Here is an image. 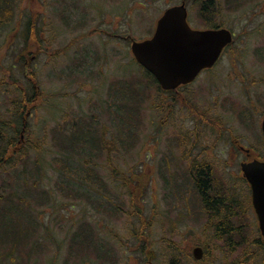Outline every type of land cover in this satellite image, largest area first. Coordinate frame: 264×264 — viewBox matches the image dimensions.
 Segmentation results:
<instances>
[{"label":"rangeland","instance_id":"374dc122","mask_svg":"<svg viewBox=\"0 0 264 264\" xmlns=\"http://www.w3.org/2000/svg\"><path fill=\"white\" fill-rule=\"evenodd\" d=\"M183 1H19L12 23L0 31V81L6 78L5 68L13 69V79L21 81V87L35 94L25 110L27 127L21 141L33 139L44 153L29 146L26 148L28 159L23 160L18 168H9L8 161L0 165V222L5 227L13 218L16 227H20L23 218L29 217L41 236L39 239L35 236L34 243L42 242L45 249L41 250L43 253L39 248H32L31 242L19 252L20 239L15 249L11 238L3 237L0 238V264H87L84 263L87 257L84 253L78 254L76 246L70 252L71 246L75 245L73 237L85 233L92 224L96 229L93 235L95 249L88 264H168L174 255L179 256L182 264H238L243 260L255 264L253 258L257 259L256 264H264L262 252L251 249L259 243L254 236L256 223L251 219L249 224L247 218L236 221L238 229L245 226L243 233L248 237L244 239L245 245L233 251L222 241L204 236V221L190 216L194 206L189 204V194L181 206L176 165L180 166L182 154L178 143L182 130L191 127L190 110L177 94L161 90L138 64L131 50L132 40L152 37L163 12ZM216 2L219 7L216 20L235 34V40L218 65L211 72L202 74L184 92L196 107L213 108L221 117L224 114L232 135L263 159L264 0ZM186 6L192 27L213 26L205 25L200 4L187 0ZM29 21L37 23L39 41L25 53L26 56H21ZM202 80L214 84L209 92L200 85ZM132 82L133 94L142 96L133 111L124 101L126 96L120 92L118 95L119 90ZM15 95L10 83L0 88L1 120L10 116L8 109L14 108L11 101ZM131 114L135 115L133 119ZM120 121L129 122L133 127L131 135L122 134L123 142ZM22 122L21 119L16 124L20 131ZM89 124L92 125L89 128L96 129L103 138L102 142L106 141V146L112 145L113 148V165L109 164L106 152L92 153L93 163L98 165L100 177L107 184L106 192L101 196L96 192L92 193L94 195L85 193L73 183L80 178L85 167L75 162L71 174L63 179L61 168L59 171L50 166L57 156L53 147L54 135L58 131L69 133L79 125L88 128ZM91 146L96 147L92 142ZM84 150L94 151L89 150V146ZM240 155L245 156L244 153ZM20 157L21 154H15L11 162ZM86 157L91 159L82 153L76 160ZM25 162L30 163L29 168L36 162L43 164V176L35 182L49 192L43 194L40 189L35 192L41 195H34L31 189L33 180L25 183L23 179L25 174H32L21 166ZM181 164L184 166V162ZM116 170L125 174L133 184L139 178L147 183L142 197L137 195L139 199L144 197V216L151 222L147 233L150 235L147 259L145 243L135 233L142 224L137 217L127 214V210H132L128 199L130 192L122 184L123 174L119 176ZM141 173L145 175L140 176ZM241 175L239 172L221 177L237 183ZM22 198L28 200L24 205L27 203L33 210L24 216L21 211L12 209V214L9 202ZM25 224L24 221L23 226ZM32 227L30 224V229ZM50 234L53 238L49 237ZM5 235L0 230V237ZM198 245L204 247L200 261L193 255V249Z\"/></svg>","mask_w":264,"mask_h":264},{"label":"trees","instance_id":"16d2710c","mask_svg":"<svg viewBox=\"0 0 264 264\" xmlns=\"http://www.w3.org/2000/svg\"><path fill=\"white\" fill-rule=\"evenodd\" d=\"M19 1L20 0H0V31L1 32L12 23ZM191 1L197 4H200L201 16L204 22L207 23V25L212 24L213 26H217V27L222 26L221 24H218L216 20V16L218 15V12H219L218 11L219 7H217L218 5H217L216 0H191ZM38 41L39 40H38L37 23L35 21H31V22L29 21L28 26H27V36L25 39V45L21 52V56H26L25 53L29 49L32 50V48L35 45H37ZM12 74H13V69L5 68L4 75H6V78L0 81V88L5 87L8 85V83H10V87H12V90L16 94L15 97L11 101V104L13 105L14 108L12 110H10L11 107L8 109L10 112V116L6 117L4 120L0 119V124H2L0 125V165L6 164V161H8L9 168H18V166L23 160L28 159V152L26 151V148L30 146L31 149H33L34 151L40 152L41 154L44 153V150H42L41 147L36 146V142L31 138L25 141H21L22 135H24V138H25L24 127L25 128L27 127L26 123L24 122L25 110L27 106L29 105V103L33 101L35 94L33 95L29 89H25L23 88V86L21 87V81L19 82V80L13 79ZM148 75L150 74L148 73ZM133 84L134 82L129 84L130 86L125 87L118 91V95L120 92V95L126 96L124 101H127V105L130 107L132 111H133V107H135V103L137 101L140 102L139 99L142 97L141 94L140 95L137 93H134L135 95L133 94L132 92ZM14 87L16 89H13ZM133 96H135L137 99L133 100L132 98ZM131 117L133 119L135 115L131 114ZM131 117H130V120H131ZM123 118L127 120L129 119L124 116ZM21 119L23 120V122H22L21 131H20V129L16 126V124L19 121H21ZM120 126L121 128L119 129V131L121 133V141L123 142L125 140L122 134L127 132L128 136L131 135L132 134L131 132H133V127L130 126L129 122L127 123L123 121L122 122L120 121ZM89 127H92V125L89 124L88 128L85 125L75 126L74 127L75 129L69 133H62L58 131V133L54 135V143H53V147L55 151L57 152V156L53 158V162L50 163V166L54 167L55 169L59 171L61 168V170L63 171V177H64L63 179H65L68 175L71 174L70 172L73 169L72 166L76 165V163H78V165L83 168L85 167L84 169L85 171L83 170L82 174H80V178L73 183L79 186L81 189H83L85 193L90 192V194H92L96 192L99 196H101L103 195L104 192H106L107 184L100 177V171H99V168L97 167L98 165L95 162L93 163L92 153L95 152V155H98L103 152H106L108 154L107 158L109 159V164L113 165L112 163L113 148H112V145H109L107 147L106 146L107 142L106 141L102 142L103 138L101 139V137H99V135L96 132V129H94L95 131L94 132L91 130L92 128H89ZM91 142L94 147L96 145L97 147V148L95 147L96 150L95 148L91 146ZM28 143L29 145H27ZM18 145H19V149H16V146ZM88 146H89V150H94V151L85 152L84 149H88ZM78 149L80 152L77 151ZM82 153L87 154L91 159L86 157L83 160L77 161L76 160L77 156L81 155ZM15 154H19V155L21 154V157L18 158L17 161H14L12 163L11 161L14 159ZM27 163L28 162H25L24 164H21V166L24 165L25 168L28 169L32 174L31 175L25 174L23 179L25 183H27L28 180H33V185L31 186V189L33 190L34 195H41L35 192V191H39L40 189H42V191L41 190L40 191L43 194L49 192V191H45V189L42 188V186H40L41 184L38 185L35 182L37 179H41L43 176V173L45 171V167L43 166V164L40 162H36L35 165L33 164L32 167L29 168L30 163L28 165ZM55 165L58 168H56ZM176 166H177L176 168L178 169L179 166L178 165ZM177 171H179V169ZM116 173L119 176L123 174L122 172H118L117 170H116ZM178 174H179L178 175L179 178H178V183H177V193L180 196L182 191L183 193L187 194L188 190L185 187H183V185L189 184V186H191L193 182H196L195 180L196 175L192 173L191 174H188L185 172L183 173L181 171H179ZM143 175L145 174L143 173L140 174V176H143ZM123 176H124V179H123L122 184L125 187H128V192H130L128 199H130V205L132 209V210H127V214L132 217H137L142 224L141 229L139 231L135 230V233L137 232L136 237L145 243L144 252H145V257L147 259V250L149 249V241H150L149 240L150 235H148L147 233L149 232L151 222L147 221V219L144 216V209H145V204H143L144 197L143 199L137 198L138 194H140V196L142 197V195L144 194V189L146 191L147 183L142 178H139L133 184L129 179L126 178L125 174H123ZM214 179L215 178L213 176V181L216 183L217 181H215ZM185 180L186 182L184 183ZM71 187L73 186L71 185ZM26 201L28 200L22 198L20 201H16L14 203L9 202V206H10L12 214H13L12 209L17 210L19 212L21 211L22 212L21 214H24V216L29 214L30 211L33 210V207L32 206L29 207L27 203L26 205H24ZM209 209H210V213L215 218V214H214L215 210L212 207ZM12 216L14 217V215ZM23 219L26 222L25 224V226L27 225L26 227L23 226L24 221L20 227L19 226L16 227V222H15L16 220L13 221V218L8 220V223L6 224L5 227H3V225L0 222V230H2V232L6 234L5 236H2L0 238L3 239V237H10L12 245L15 247V249L17 247V244L20 243L19 242V239H20L21 249L19 252H21L25 246L31 245V242H32V245H31L32 248H35V249L39 248L40 251L45 249L42 242L34 243L35 236L38 237L37 239L41 237L40 235H38V232H37L38 230H36L37 226L35 225V222L30 220L29 217L27 218L24 217ZM228 223H230L231 225L227 224L226 222H220L219 220L214 221V229L216 231V236L214 238L219 241H222L224 245H227L229 248H231L234 251L238 249L239 246L246 244V242H244L245 241L244 239L246 238L237 236V233L240 231V228L238 229L236 227L237 222L232 221ZM13 224L15 225V228ZM30 224L33 226L32 229H30ZM95 232H96V229L92 224V225H89V229H85V233L83 234L79 233L78 236L76 234L72 240L73 244L75 245L71 246L70 254L72 253L73 248L76 246L75 249L78 251V254L84 253V257H87V259H84V263L88 264L90 261V260L88 261V259L90 258V255L92 254V252H94V249H95L93 248L95 246V242L93 238V235L95 234ZM229 232L231 233V235H227ZM49 237L53 238V234H50ZM90 248H92V250ZM205 249H208V248L206 247ZM251 249H257V251H255L256 253L260 251L264 255V241L262 244L255 245ZM179 261H180L179 256L174 255L170 259L168 264H180ZM261 261L264 263V257ZM249 263L250 261H246V260L238 262V264H249ZM252 263L256 264L257 259L253 258Z\"/></svg>","mask_w":264,"mask_h":264},{"label":"flooded vegetation","instance_id":"af4514ba","mask_svg":"<svg viewBox=\"0 0 264 264\" xmlns=\"http://www.w3.org/2000/svg\"><path fill=\"white\" fill-rule=\"evenodd\" d=\"M216 27L192 28L206 30ZM229 47L223 51V54ZM219 60L212 68L201 70L193 82L181 85L176 90L166 91L170 94H177L176 96L190 110L191 127L188 130H182L178 143L182 154L179 157L180 166L178 169L183 173L196 175V182H193L191 186L184 184L183 187L188 190L187 194L191 196L189 204L191 203L194 206V209H191L190 216L196 219L201 218V221H204L205 226L202 229L204 236L210 238L216 236L214 221L219 220L231 225L228 222H241L247 218V221L251 219L252 223H256L254 236L257 243L259 242L256 245H260L264 239L260 229L259 218L253 205V191L251 185L244 178L242 171L244 163H249L259 158L254 155L252 149L242 145L241 141L232 135L233 133L226 126L228 120L224 114L221 117L213 108L204 110L196 107L186 97L184 92H187L189 86L197 82L202 74L211 72L218 65ZM201 83L200 85L204 86L203 90L206 92H209L214 86L209 80L206 82L202 80ZM23 138L24 135H22L21 140ZM261 138L264 141L263 131ZM241 153H244V158L241 157ZM183 162L184 166L181 164ZM239 172L242 175L238 178L237 183L233 182V180L230 181V178L228 182L224 177H221L222 175L239 174ZM215 175L217 176L215 177ZM213 176L214 180L217 181L216 183L213 181ZM187 194L183 193V191L181 192L179 196L181 206L188 200ZM211 207L215 210V218L210 213L209 208ZM244 228L245 226H240L237 236L248 237V234L243 233ZM227 235H231V233L229 232ZM253 243L255 245V242ZM202 249L204 250V247Z\"/></svg>","mask_w":264,"mask_h":264},{"label":"water","instance_id":"95a60500","mask_svg":"<svg viewBox=\"0 0 264 264\" xmlns=\"http://www.w3.org/2000/svg\"><path fill=\"white\" fill-rule=\"evenodd\" d=\"M186 2L167 8L157 21L154 35L143 41L133 40L132 53L165 90L192 82L201 70L211 68L224 48L233 42L227 28L195 30L189 24ZM264 134V119L262 122ZM245 178L253 191V204L264 237V161L254 160L242 165ZM195 248L194 256L202 257Z\"/></svg>","mask_w":264,"mask_h":264}]
</instances>
